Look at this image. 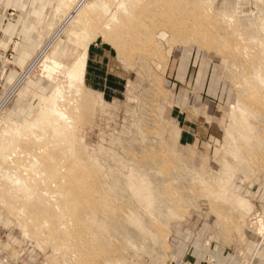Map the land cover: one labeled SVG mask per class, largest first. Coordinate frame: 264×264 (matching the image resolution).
<instances>
[{"label":"rangeland","instance_id":"rangeland-1","mask_svg":"<svg viewBox=\"0 0 264 264\" xmlns=\"http://www.w3.org/2000/svg\"><path fill=\"white\" fill-rule=\"evenodd\" d=\"M18 1L0 18V264H174L207 210L264 247V0ZM190 107L215 117L214 152L182 133Z\"/></svg>","mask_w":264,"mask_h":264},{"label":"crops","instance_id":"crops-1","mask_svg":"<svg viewBox=\"0 0 264 264\" xmlns=\"http://www.w3.org/2000/svg\"><path fill=\"white\" fill-rule=\"evenodd\" d=\"M17 2L20 5L18 0H0V18L4 14L2 9L8 3V5H16ZM188 68L189 61L186 55L180 72L187 71ZM180 105L183 111L184 106ZM186 109L180 117L182 133L191 136L192 141H196L203 152H214L216 147L213 129L217 126L215 117L211 113H207L205 117H199L200 112H196L193 108L187 109L186 112ZM208 122L209 125H207ZM253 198L256 202H262L260 207L263 205L264 193L258 191L253 194ZM261 214L264 216V210ZM210 215H213L215 220ZM218 215H221L219 211L215 214L207 210L206 220L200 222V215L193 214L190 223L181 225L177 229L179 234L175 244L174 264H239L242 259L248 258L253 261V264H264V247L256 251V244L251 240V236L243 238L232 234L234 224H232L231 214H222L221 224L218 221Z\"/></svg>","mask_w":264,"mask_h":264},{"label":"bare ground","instance_id":"bare-ground-1","mask_svg":"<svg viewBox=\"0 0 264 264\" xmlns=\"http://www.w3.org/2000/svg\"><path fill=\"white\" fill-rule=\"evenodd\" d=\"M78 16H79V15L77 14V15L73 18V20H77V19H78ZM83 55H84V54H83ZM82 59H83V58H82ZM82 59H81V60H82ZM80 62L82 63V61H80ZM225 136L227 137L226 140H228V139L232 136V131H231V129H228V128H227V129L225 130ZM226 142H227V141H226ZM68 147H69V146H68ZM71 148H72V147H71ZM73 149H74V148H73ZM67 150H68V149H67ZM67 150H66V152H67ZM68 152H69V150H68ZM71 152H72V150H71ZM75 153H76V152H75ZM77 156H78V155H77ZM77 156H76V157H77ZM57 164H58V163H57ZM47 165H49V164H47ZM57 166H59V164H58ZM60 166H61V165H60ZM54 167H55V166H54ZM54 167L52 166L53 169H54ZM61 167H62V166H61ZM62 168H63V167H62ZM55 169H56V168H55ZM64 171H65V170H64ZM76 172H77V171H76ZM33 174H34V173H33ZM39 174H40V173H39ZM65 175H66V174H65ZM60 176H61V173H60ZM62 176H63V175H62ZM63 178H64V177H63ZM31 179H32V178H31ZM45 179H46V178H45ZM58 179H59V178H58ZM46 180H47V179H46ZM73 180H74V178H73ZM58 181H59V180H58ZM71 181H72V179H71ZM68 182H70V181H68ZM71 183H72V182H71ZM81 183H82V182H81ZM84 183H85V182H84ZM40 184H42V183H40ZM85 184H86V183H85ZM42 185H43V184H42ZM44 185H45V184H44ZM57 185H61V184L58 183ZM69 186H70V185H69ZM69 186H68V187H69ZM68 187H67V188H68ZM78 187H79V185H78ZM44 188H45L44 190H46V189H47V190L50 189V188H46V186H45ZM52 188H53V187H52ZM58 188H59V186H58ZM65 188H66V187H65ZM69 188H70V187H69ZM76 188H77V187H76ZM80 188H81V187H80ZM41 189H42V186H41ZM54 189H55V188H54ZM70 189H71V188H70ZM47 190H46V191H47ZM68 190H69V189H68ZM77 190H78V189H77ZM83 190H84V189H82V191H83ZM85 190H87V189L85 188ZM41 191H43V190H41ZM49 191H50V190H49ZM54 191H55V190H54ZM38 192H39V191H38ZM44 192H45V191H44ZM47 192H48V191H47ZM61 192H62V191H61ZM68 192H70V194H71L72 192H75V191H73V190L70 191V190H69ZM25 193H26V192H25ZM39 193H40V192H39ZM50 193H51V192H50ZM55 193H56V192H55ZM55 193H54V195H56ZM75 193H76V192H75ZM140 193H141V192L139 191V192L137 193V195L139 196ZM22 194H23V193H22ZM43 194H45V193H43ZM43 194L41 193V195H43ZM47 194H48V193H47ZM52 194H53V193H51V194H49V195H52ZM60 194H61V193H60ZM91 194H92V193H91ZM24 195H26V194H24ZM54 195H52V196H54ZM61 195H63V194H61ZM71 195H73V193H72ZM71 195H70V196H71ZM57 196H58V195H56V197H57ZM73 196H74V195H73ZM43 198H44V197H43ZM48 198H49V197H48ZM48 198H47V201H49ZM53 198H54V197H53ZM58 198H59V196H58ZM51 199H52V198H51ZM54 199H55V201L53 200L54 202H58V201H59V200H58V201L56 200L57 198H54ZM89 199H90V198L88 197V198L85 199V201H84V202L86 203V205H85L86 207H88L89 205H91V204L93 203V200L90 199V201H89ZM42 200H44V199H42ZM24 201H25V200H24ZM26 201H27V200H26ZM64 201H65V200H64ZM77 201H78V200L75 199L74 197L71 199V203H72L73 205H74ZM44 202H45V200H44ZM66 202H67V201H66ZM66 202H65V203H66ZM52 203H53V202H52ZM54 204H55V203H54ZM60 204H61V203H60ZM63 204H64V202H63ZM63 204H62V206H63ZM55 205H57V204H55ZM64 205H65V204H64ZM67 205H68V204H67ZM57 206H58V205H57ZM65 207H66V205H65ZM69 207H70V206H69ZM81 208H82V207H81ZM71 209H73V208H71ZM71 209H70V210H71ZM66 210H68V208H67ZM66 210H65V211H66ZM73 210H74V209H73ZM73 210H71V211H73ZM62 211H63V210H62ZM63 212H64V211H63ZM66 212H67V211H66ZM68 212H69V211H68ZM24 219H25V218H24ZM76 220H77V219H76ZM79 221H80V220H79ZM74 223H75V221H74ZM79 223H80V222H79ZM68 226H69V225H68ZM71 227H72V225H71ZM73 228H74V227H73ZM67 229H68V228H67ZM69 229H70V228H69ZM69 229H68V230H69ZM65 235H66V234H65ZM67 237H68V236H67ZM72 239H73V238H72ZM66 248H67V247H66ZM73 253H74V252H73ZM73 253H71V254H73ZM76 255H77V254H76ZM71 256H72V255H71ZM72 260H73V259H72ZM82 261H83V260H82ZM74 262H75V261H74ZM77 262H78V259H77Z\"/></svg>","mask_w":264,"mask_h":264}]
</instances>
